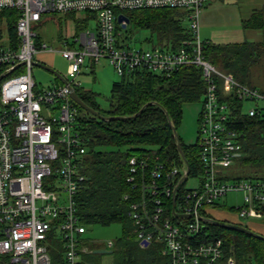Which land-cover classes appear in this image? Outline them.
Instances as JSON below:
<instances>
[{"label": "built area", "instance_id": "1", "mask_svg": "<svg viewBox=\"0 0 264 264\" xmlns=\"http://www.w3.org/2000/svg\"><path fill=\"white\" fill-rule=\"evenodd\" d=\"M204 0H0L15 8L17 41L0 45V264H96L87 260L86 226L77 214L76 192L85 174L86 137L77 127L70 96L86 59H107L123 75L134 68L171 73L181 65L201 69L205 83L198 116L197 170L185 162L166 166L149 156L128 157L131 191L127 214L141 247L157 244L169 264H237L220 236L209 235L204 210L229 192L240 191L239 217L264 216V175L232 176L241 153L236 121L240 114L264 119V90L235 79L201 53L198 16ZM182 9L193 38L174 49L125 46L116 29L115 10ZM45 12H88L95 31H81L61 49L68 60L66 82L37 86L34 24ZM71 45V46H69ZM232 166V167H231ZM193 177L197 185L183 186ZM241 224V223H239ZM242 225V224H241ZM146 242V244H144ZM113 241L107 243L112 247ZM60 256L54 263L53 255Z\"/></svg>", "mask_w": 264, "mask_h": 264}, {"label": "trees", "instance_id": "2", "mask_svg": "<svg viewBox=\"0 0 264 264\" xmlns=\"http://www.w3.org/2000/svg\"><path fill=\"white\" fill-rule=\"evenodd\" d=\"M115 13L128 17L124 28L130 25L146 29L151 37L155 33L161 41L160 47L174 49L183 39L193 38L182 9H117ZM16 18L15 8L0 9V45H13L17 41ZM243 22L245 28L260 31L261 39L201 41V53L218 69L254 86L251 68L260 66L264 70V8L253 11ZM78 24L80 30L85 28L86 18L78 20ZM124 28L116 22L118 31ZM162 38H166L165 42ZM35 41L40 43L38 38ZM204 88L201 69L194 65H181L168 75L137 67L120 75V79L112 82L107 109L100 108L92 91L75 87L79 97L100 114L120 116L101 119L73 102L78 110L77 127L87 142L82 163L86 178L75 195L77 214L83 224H122V235L114 243L120 252V260L115 264H169L157 244L141 247L135 239V227L127 214L129 200L123 197L132 189L127 181V161L131 155H148L150 165L153 159L166 166L182 165L184 161L177 147L179 138L193 174L197 170L196 143H183L175 130L177 132L182 117L183 103L199 100ZM235 126L240 133L241 153L235 157L234 171L243 177L261 175L258 168L264 164V119L242 113ZM206 223L209 235L222 237L224 247L237 264H264V238L213 222ZM53 259L57 263L60 256L54 254Z\"/></svg>", "mask_w": 264, "mask_h": 264}, {"label": "rangeland", "instance_id": "3", "mask_svg": "<svg viewBox=\"0 0 264 264\" xmlns=\"http://www.w3.org/2000/svg\"><path fill=\"white\" fill-rule=\"evenodd\" d=\"M264 8V0H204L198 16V35L200 41L215 43L232 42L241 40H259L261 33L258 30L245 28L243 20H246L253 11ZM86 18L87 25L79 29L78 20ZM35 39L45 44L47 49L34 55L36 59L51 65L62 76H66L68 60L63 57L61 49L68 44H74L76 36L84 30L95 31L96 20L85 12H45L41 19L33 26ZM120 42L125 46L151 49L160 47V39L149 30L138 29L128 25L120 31ZM166 38H162L165 42ZM71 46V45H69ZM222 71V70H221ZM252 83L254 87L264 90V70L259 66L251 68ZM32 75L37 86H49L54 82V76L47 70L32 66ZM120 79V75L108 63L107 59L100 58L93 62L86 57L82 71L76 76L79 86L94 93L100 108L107 109L109 95L114 80ZM203 96L196 101L184 102L182 105V117L177 127V134L185 144L196 142L199 130L198 116L202 108ZM249 168V166H247ZM246 167V168H247ZM258 173L264 174V164L258 168ZM183 186L193 187L197 185V179L186 178ZM242 193L229 192L221 197L216 205H205L204 210L210 216L218 220L233 223H241L255 233L264 236V216L261 218L239 217L236 205L241 203ZM88 238V246L92 249L104 248L109 252H92L87 260L96 264H115L120 260L119 248L113 245L107 247L109 241L116 242L122 235V224L112 222L108 225L85 224Z\"/></svg>", "mask_w": 264, "mask_h": 264}, {"label": "water", "instance_id": "4", "mask_svg": "<svg viewBox=\"0 0 264 264\" xmlns=\"http://www.w3.org/2000/svg\"><path fill=\"white\" fill-rule=\"evenodd\" d=\"M116 21H117V23L120 24V26L122 28H124L126 26V24L128 23L129 19H128V17L125 14L119 13L117 15V17H116ZM35 64L37 66L49 71L50 73L54 74L55 76L59 77L63 82H66L65 78L57 70H55L52 66H50V65H48V64H46L44 62H41V61H36ZM70 96H71L72 100L75 103H77L80 107H82L86 111L90 112L91 114H93V115H95V116H97V117H99L101 119H117V118L120 117V116H115V115L105 116V115L100 114L97 110H95L94 108H92L89 105H87L79 97V95L77 94L75 89L71 90ZM175 133L177 134L176 130H175ZM177 147H178V150L180 152L181 158L183 159V161L187 165V161H186L185 156L183 154L182 147H181V141H179V138H178V142H177ZM209 222H213L215 224L222 225V226H228V227H231L233 229L244 231V232H246V233H248L250 235L264 238V236L259 235L258 233H255L251 229H249V228H247V227H245V226H243V225H241L239 223H233V222H229V221H225V220H218V219H209ZM144 244H146V242H144ZM93 251L99 253V252H109L110 250H107V249H104V248H97V249H94Z\"/></svg>", "mask_w": 264, "mask_h": 264}, {"label": "crops", "instance_id": "5", "mask_svg": "<svg viewBox=\"0 0 264 264\" xmlns=\"http://www.w3.org/2000/svg\"><path fill=\"white\" fill-rule=\"evenodd\" d=\"M41 51H44V50H41ZM41 51H38L37 53H39V52H41ZM36 53V54H37ZM38 60V59H37ZM39 61V60H38ZM85 61H86V59H85ZM85 61H84V63H83V65L85 64ZM49 65V64H48ZM83 65H82V67H83ZM51 66V65H50ZM82 67H81V70H80V72L82 71ZM52 74V73H51ZM53 76H54V82L55 83H60V82H62V80L59 78V77H57V76H55L54 74H52ZM233 166V167H232ZM231 167H232V171H231V174H232V176H238V174H237V172L236 171H234L235 169H234V167H236L235 166V162H234V164L232 165Z\"/></svg>", "mask_w": 264, "mask_h": 264}]
</instances>
